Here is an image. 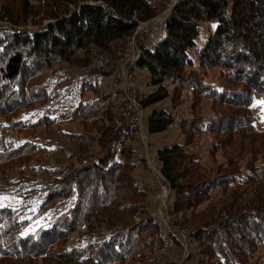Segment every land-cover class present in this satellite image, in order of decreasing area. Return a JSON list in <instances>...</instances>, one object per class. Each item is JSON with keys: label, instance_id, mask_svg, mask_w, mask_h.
<instances>
[{"label": "trees", "instance_id": "obj_1", "mask_svg": "<svg viewBox=\"0 0 264 264\" xmlns=\"http://www.w3.org/2000/svg\"><path fill=\"white\" fill-rule=\"evenodd\" d=\"M81 1L4 2L5 10L0 9V13L3 12L0 19L7 18L18 27L24 18L18 21L14 12L17 7L21 16L26 18L30 14H43L53 20L35 30L0 26V115L25 109L30 103L46 105L45 100L55 98V92L52 93L49 81L40 79L30 83L34 77L56 64L70 63L78 50L87 53L98 48L111 50L117 43L131 37L138 20H148L159 13L158 7L150 0ZM71 3L75 8H69ZM210 20L217 23L202 46L199 58L204 68L219 66L230 70L224 74L227 81L221 88L207 84L201 76L188 70L193 66L189 50L196 45L202 22ZM159 30L164 36L156 44H147V37L140 41L142 53L135 67L147 69L151 73L152 84L158 86L142 104L148 107L168 97L170 94L165 83L170 81L184 88L191 87L194 100L201 102L202 98H212L232 108L229 109L231 115L217 109L204 121H201L202 113L198 122L195 116L183 119L180 124L183 131L194 129L186 140L157 150L160 171L175 195L178 194L170 212L175 222L185 226L191 223V236L204 245L208 256H213L211 262L200 260V264H246V259L256 255L264 243V166L259 168L260 164L256 161L264 154V129L257 126L251 109L255 96L264 95V0H179ZM26 82L28 85L24 86ZM55 101L59 103V100ZM81 109L78 110L80 115L83 113L81 116H85L90 107L83 106ZM54 111L53 104L46 108L42 116L35 115L32 123L29 122L31 116L18 112L14 116L18 119L13 117L12 121L16 128L31 130L51 125ZM97 115L92 113L84 118L94 122ZM173 123V116L166 108L155 107L147 116V131L162 132ZM130 128L123 142H118L111 130L104 133L105 144L94 158L104 164L103 170L93 162L83 163L72 168L77 174L74 177L63 180L69 173L63 171L60 174L62 177L50 184L54 188L56 183L60 196L78 193L82 197L71 212L52 218L34 232L23 233L21 229L31 221L24 211L30 208H23L18 216L19 209L0 205V211L9 217L0 219V263L5 262L8 256L31 255L34 250L38 257H43L45 249H42L47 242L54 243L55 237L68 239L80 226H91L93 219L98 223H107L108 230H88L81 244H73L70 251L62 250L67 261L75 264H133L127 261L169 264L167 260L160 263L155 258L156 253L166 245L158 222L144 210L140 213L146 218L133 222L130 218L131 211H135L132 202L129 205H125L126 201L119 204L126 196L136 198L145 193L133 178L134 161L125 160V154L132 149L127 144L139 132L137 127ZM206 131H234L233 138L224 145L225 153L231 158L228 161H232L228 172L214 176L205 173L204 151L193 142L192 133ZM33 136H22L24 145L30 137L32 144L37 143ZM71 137L80 143H85L87 138L80 134H71ZM13 143L6 149L0 144V163H7L18 154L23 155L21 150L15 154L18 145L16 141ZM248 155H252V160L245 167L250 175L245 178L240 176L237 188H234L238 195L234 191L227 192L228 196L220 203L210 204L215 192L235 187L231 186L233 176L243 172L240 171L241 163ZM233 165H238L239 169H231ZM82 173L83 178H79ZM242 185L253 188L255 196L247 202L240 197L238 187ZM86 186L91 189L82 190ZM92 201L96 204L91 205ZM206 202L210 204L204 206L207 208L197 210ZM134 203L139 212V200ZM221 211L229 214L230 218L223 219ZM167 236L180 244L171 234L167 233ZM27 245L33 251H25Z\"/></svg>", "mask_w": 264, "mask_h": 264}, {"label": "rangeland", "instance_id": "obj_2", "mask_svg": "<svg viewBox=\"0 0 264 264\" xmlns=\"http://www.w3.org/2000/svg\"><path fill=\"white\" fill-rule=\"evenodd\" d=\"M6 1L8 0H0V9L2 11L5 10H3V5ZM172 1L175 4H173L174 8L179 0H150L159 10V13L152 18L164 15L170 8ZM68 6L71 9L75 8V5L72 3L68 4ZM14 12L15 16L18 17V21L24 18L20 27L14 25L7 18L0 19V26L20 30L24 28L35 30L53 20L45 18L43 14H30L31 16L29 15L26 18V16H21L18 7L14 8ZM2 16L3 12L0 13V18ZM216 23V20L202 22L201 33L196 39V45L189 50V54L193 58V66L188 67V70L201 76L207 84L221 88V85L227 81L224 74L229 73L230 70L219 66L204 68L201 66L199 58L200 50L210 33L214 31ZM160 24L156 26L163 25ZM150 32L145 36L147 37V44L150 45L156 44L164 36V33L159 28H154L152 33ZM134 33H132L128 40L117 43L109 51L100 48L89 53L78 50L75 59L70 63L63 62L58 65L56 64L53 68L47 69L43 74L34 77L30 83L41 79L49 81L51 84L52 93L55 92L54 95L56 97L53 98V96L45 100L48 105L40 102L30 103L25 109H19L6 116L0 115V144L6 149L7 145L16 141V146L18 145V147L15 154H18L20 150L23 154H18V156L13 157L7 163H0V205L19 209L20 213L18 216L24 210L23 208H30L24 212L29 215L31 221L21 229V232H34L38 227L44 225V223L51 221L52 218H58L62 214L71 212L74 204L82 197L78 193H73L67 197L60 196L59 188L55 186L56 183L54 184V188L51 185L56 179L62 177L60 174L63 171L69 172L63 180H68L69 177L77 175L73 169L83 165V163L93 162L96 164V167L103 170L104 164L95 161L96 159L94 158L98 156V152L102 150L105 144L103 140L105 138L104 133L111 130L112 133L116 134L118 142H123L127 131L131 129L130 127H135L130 125L123 116L126 101L123 92V70L126 69L131 72V83L139 100H145L148 95L158 89L157 85L152 84L151 73L147 69L135 67L136 60L126 63V59L128 58L126 47ZM126 64L127 66H124ZM165 84L170 94L168 97L148 107L142 105L146 108L145 114L147 116L155 107L166 108L173 116L174 123L162 132L150 133L145 130L142 133L139 130V132L133 135V139L128 142L127 145L132 149L125 154V160L130 159L134 161L133 178L137 182L138 187H140L139 189H142L145 193L136 198L126 196L124 197L125 199L119 201V204H123L126 201L125 205H129V202H132L131 205L134 206L135 211L134 213L131 211L132 215L130 218L133 222L146 218V215L140 213L143 210L158 222L166 241L165 247L155 255V258L159 259L160 263L163 260L169 261V264H200V260L211 262L213 256H208L204 245H201V242L193 239L191 236V223H186L185 226L184 224L175 222L173 219L170 209L174 205L178 194L175 195L171 189L166 201L167 196L164 197L162 195L160 180L157 173L150 167L148 158L150 156L155 157L157 150L164 145L186 140L187 136L194 129L192 131H183L180 128L183 119L195 116L197 118L196 122H198L199 114L202 113L201 121H204L210 118L213 110L217 109L222 110L226 115H231L229 109L232 108L225 103L213 101L212 98H202L201 102L198 99L194 100L193 89L191 87L184 88L170 81H166ZM27 85L28 82L24 83V86ZM55 99L59 100V103ZM53 104L55 111L51 118L54 122L51 125H42L31 130L21 129L20 127L16 128L14 126L12 119L18 112V114L22 113L26 116H31L29 122L32 123L36 117L35 115L42 116L46 108ZM83 106L85 108L90 107L88 111H85V116L98 113L96 121L92 122L88 117L84 118L85 116H81L83 113L80 115V111L78 110H82L81 107ZM251 109L257 126L259 129H264V95L257 94L255 96ZM14 119L17 120L18 118L14 117ZM234 131L231 133L208 131L198 134L192 133L193 142L197 143V146L204 151L205 173L208 176L223 174L230 169L232 161H228L231 158L230 155L225 153L226 147L224 145L230 138H233ZM28 134L34 135L33 137L37 143L32 144L30 137L24 145L21 138ZM71 134L85 135L87 137L85 143L76 141L71 137ZM251 160L252 155H248L243 160V163H241L240 171L243 172L239 175L236 174V177L233 176L234 181L231 186L235 187H231L226 191L220 189L215 192L209 202L210 204L220 203V201L228 196L227 192L232 193L234 191L238 195L234 188H237L236 183H239L241 175L243 176L242 178L250 175V172L246 171L245 165ZM256 161L260 164L258 167L262 168L264 166V154L260 155ZM156 166L159 168L158 164ZM233 166L231 169H239L238 165ZM70 170L72 173H70ZM83 176L84 173L80 174L79 178H83ZM238 188L242 195L239 196L245 202L255 196L251 186L246 187V185H242ZM86 189H91V187L86 186L84 189L82 187V190ZM137 200H139V212L136 210L137 205L134 203ZM164 201L166 202L164 203ZM209 203L206 202L200 205L197 210L200 208L204 210L207 208L204 206ZM90 204L95 205L96 203L92 201ZM228 215L226 212L221 211L220 216L223 219L230 218ZM4 216L9 219L4 211H0V219ZM108 228L109 225L107 223L103 221L98 223L92 219L91 226H80L68 236V239H58L55 237L54 243L51 241L47 242L42 249H45L43 257H38V253H35L37 251L34 250V252L27 245L24 250L33 251L31 255H24L22 257L17 255L8 256L5 262L0 264H75L66 260L62 250L70 251L73 244H81L83 235L90 229L102 231L108 230ZM167 233L171 235L174 233L175 236L174 234L172 236L180 244H176L171 237L167 236ZM127 262L139 264V262L134 261ZM246 262V264H264V243L258 248L256 255L247 258ZM77 264L81 263L77 262ZM121 264H124V262Z\"/></svg>", "mask_w": 264, "mask_h": 264}, {"label": "built area", "instance_id": "obj_3", "mask_svg": "<svg viewBox=\"0 0 264 264\" xmlns=\"http://www.w3.org/2000/svg\"><path fill=\"white\" fill-rule=\"evenodd\" d=\"M173 4L174 2L172 1L170 3V8L168 9V11L160 17L150 18L148 20H138L136 29L134 30L135 33L133 34L132 38L130 39L126 47V55L128 56V58L126 59V63L134 62L135 60L137 61L140 58L141 53H142L140 41L144 40L146 38L145 36L150 31H151L150 33H152L154 28L161 27V26L157 27L156 25L160 23H161L160 25H162L166 21L168 15L170 14L171 9L175 5ZM138 36H139V40H138ZM124 66H127V64ZM123 77H124V80H123V90L124 91L123 92L126 97L125 107L123 110V116L126 119V121L130 123V125L137 127L142 133H144L145 130L147 131V119H146L147 115L145 114L146 108L143 107L142 100H139L132 86L131 72L124 69ZM148 163L150 167L152 168V170H154V172L157 173V176L160 180L159 183L161 186L162 195L164 197L167 196L166 198V201H167L168 195L170 194V191H171V185L169 181L165 178V176L162 174V172L160 171V168L156 166L157 164L159 165L157 161V157L150 156L148 158ZM166 201H164V203Z\"/></svg>", "mask_w": 264, "mask_h": 264}]
</instances>
